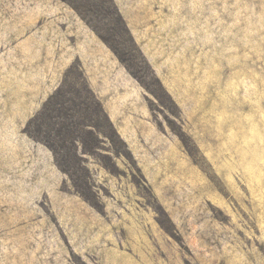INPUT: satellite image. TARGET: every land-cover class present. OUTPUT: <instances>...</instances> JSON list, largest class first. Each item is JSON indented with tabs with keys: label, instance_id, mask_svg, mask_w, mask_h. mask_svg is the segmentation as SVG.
<instances>
[{
	"label": "rangeland",
	"instance_id": "374dc122",
	"mask_svg": "<svg viewBox=\"0 0 264 264\" xmlns=\"http://www.w3.org/2000/svg\"><path fill=\"white\" fill-rule=\"evenodd\" d=\"M82 1L0 0V264H264V0Z\"/></svg>",
	"mask_w": 264,
	"mask_h": 264
},
{
	"label": "trees",
	"instance_id": "16d2710c",
	"mask_svg": "<svg viewBox=\"0 0 264 264\" xmlns=\"http://www.w3.org/2000/svg\"><path fill=\"white\" fill-rule=\"evenodd\" d=\"M65 1H67L68 3H70L73 7H74V9L87 21V23L89 24V25H91L96 31H97V29H96V27L92 24V20H90V19H88L87 18V16H86V14H85V12H86V10H90V9H88L86 6H85V4H84V1H82V0H65ZM112 7L113 8H115V5H113L112 4ZM111 7V5L110 6H108L107 8H105V9H103L104 11H106L107 13H108V15L110 16V11H111V9H113ZM115 10L117 11V8H115ZM112 17V16H111ZM119 17V16H118ZM120 20V21H119ZM119 20L118 19H114V18H111V22H112V24H114V25H119V22H121V17H119ZM122 21H123V19H122ZM98 32V31H97ZM101 37L105 40V42L109 45V46H111L113 49H114V51H115V53L122 59V61L123 62H125L126 61V59L128 58L127 56L128 55H134L133 53L134 52H136L137 51V48L136 47H132L133 45V40H132V38L130 37V39H128V43L130 42V46H131V48L129 47V50L128 51H125V52H121V51H119L117 48H115L111 43H110V39L107 37V36H105V35H101ZM127 68L129 69V71H131V73L136 77V76H138L137 74H136V72L132 69V66L130 67V66H128L127 65ZM137 79L142 83V85L143 86H145V87H147L148 88V85L146 84V83H144V81H142V79L139 77H137ZM36 138L38 139V140H42V141H44L46 144H48V145H50L52 148H53V150H55V151H57V149L59 148H57V145H55L50 139H49V137L47 136V134H44V132L41 134V135H37L36 136ZM73 139H74V137H73Z\"/></svg>",
	"mask_w": 264,
	"mask_h": 264
},
{
	"label": "snow or ice",
	"instance_id": "6c2138e0",
	"mask_svg": "<svg viewBox=\"0 0 264 264\" xmlns=\"http://www.w3.org/2000/svg\"><path fill=\"white\" fill-rule=\"evenodd\" d=\"M63 90L66 91V93L78 92V81L73 67H69L65 73ZM55 100L56 97H53V101ZM73 119L76 120L77 124L74 131H78L80 135L85 137L92 135V133L88 132L85 128V116H80L78 119L74 116Z\"/></svg>",
	"mask_w": 264,
	"mask_h": 264
}]
</instances>
